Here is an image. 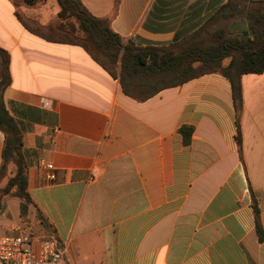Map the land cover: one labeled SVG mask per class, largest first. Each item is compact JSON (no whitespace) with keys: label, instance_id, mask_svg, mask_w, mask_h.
<instances>
[{"label":"crops","instance_id":"1","mask_svg":"<svg viewBox=\"0 0 264 264\" xmlns=\"http://www.w3.org/2000/svg\"><path fill=\"white\" fill-rule=\"evenodd\" d=\"M227 1L81 0L139 45L179 40ZM42 22L35 5L0 0L3 99L23 134L30 196L5 199L1 231L57 238L64 264H264L253 208L256 198L264 231V72L242 76L239 117L220 73L139 101L83 47L30 30ZM219 24L249 31L245 18ZM4 142L0 130V166Z\"/></svg>","mask_w":264,"mask_h":264},{"label":"trees","instance_id":"2","mask_svg":"<svg viewBox=\"0 0 264 264\" xmlns=\"http://www.w3.org/2000/svg\"><path fill=\"white\" fill-rule=\"evenodd\" d=\"M36 5L39 0H23ZM60 6V22L50 25V32L29 27L33 32L52 40L83 47L131 97L144 101L166 88L181 85L207 73H220L232 85L233 98L240 116L243 106L241 78L247 73L264 72V0H228L200 28L166 44L139 45L124 39L111 26L110 17L93 15L81 0H56ZM245 18L246 34L235 36L227 26L215 27L222 18ZM75 20L77 24L74 23ZM2 78L0 80V130L5 142L0 166V213L5 199L19 197L30 201L28 165L23 153V134L9 113L3 93L11 84L10 55L0 47ZM180 132L188 142L193 132L183 126ZM241 143L240 134L237 136ZM256 228L264 238L258 201L253 199ZM41 220L49 227L46 219Z\"/></svg>","mask_w":264,"mask_h":264},{"label":"built area","instance_id":"3","mask_svg":"<svg viewBox=\"0 0 264 264\" xmlns=\"http://www.w3.org/2000/svg\"><path fill=\"white\" fill-rule=\"evenodd\" d=\"M39 166L46 171L48 180L56 178L52 162L41 159ZM65 254L57 238L40 236L30 227L19 235L0 234V264H64Z\"/></svg>","mask_w":264,"mask_h":264},{"label":"rangeland","instance_id":"4","mask_svg":"<svg viewBox=\"0 0 264 264\" xmlns=\"http://www.w3.org/2000/svg\"><path fill=\"white\" fill-rule=\"evenodd\" d=\"M21 2L24 3L23 0H21ZM35 7L37 8L39 14L43 15L44 17V22H42L44 25H41V30L43 31H49V27L50 25H57L60 22V19L58 17V12L60 10V6L58 5L56 0H39V2L35 5ZM75 24H77V22L75 20H73ZM219 26H224V25H220L219 22L218 24L215 25V27H219ZM5 232H2L0 229V234H4Z\"/></svg>","mask_w":264,"mask_h":264}]
</instances>
